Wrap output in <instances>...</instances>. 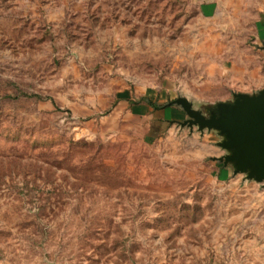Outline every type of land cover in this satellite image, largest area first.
I'll list each match as a JSON object with an SVG mask.
<instances>
[{
	"label": "rangeland",
	"instance_id": "obj_1",
	"mask_svg": "<svg viewBox=\"0 0 264 264\" xmlns=\"http://www.w3.org/2000/svg\"><path fill=\"white\" fill-rule=\"evenodd\" d=\"M257 1L0 0V264H264V185L140 100L262 88Z\"/></svg>",
	"mask_w": 264,
	"mask_h": 264
},
{
	"label": "water",
	"instance_id": "obj_2",
	"mask_svg": "<svg viewBox=\"0 0 264 264\" xmlns=\"http://www.w3.org/2000/svg\"><path fill=\"white\" fill-rule=\"evenodd\" d=\"M169 104H177L186 112L187 118L177 121L181 126L195 125L199 131L207 129L218 134L216 144L224 152L214 158L224 166L229 164L232 174L242 173L246 179L264 185V86L253 93L233 92V99L209 106L207 115L185 96L162 106Z\"/></svg>",
	"mask_w": 264,
	"mask_h": 264
},
{
	"label": "crops",
	"instance_id": "obj_3",
	"mask_svg": "<svg viewBox=\"0 0 264 264\" xmlns=\"http://www.w3.org/2000/svg\"><path fill=\"white\" fill-rule=\"evenodd\" d=\"M198 7V11L202 17L216 18L220 15L232 14L233 9L238 5V0H193ZM258 11L254 18V36L259 46L264 45V0H258ZM164 104V103H163ZM156 111L160 112L161 118L171 120L173 113L183 111L177 104H169L156 107ZM222 154V153H221ZM218 173L224 178L232 174V168L228 164L220 165Z\"/></svg>",
	"mask_w": 264,
	"mask_h": 264
},
{
	"label": "trees",
	"instance_id": "obj_4",
	"mask_svg": "<svg viewBox=\"0 0 264 264\" xmlns=\"http://www.w3.org/2000/svg\"><path fill=\"white\" fill-rule=\"evenodd\" d=\"M141 99H143V100H145L147 103H149L150 105H152L153 107H158L149 97H147V96H142L141 98H140V100Z\"/></svg>",
	"mask_w": 264,
	"mask_h": 264
},
{
	"label": "flooded vegetation",
	"instance_id": "obj_5",
	"mask_svg": "<svg viewBox=\"0 0 264 264\" xmlns=\"http://www.w3.org/2000/svg\"><path fill=\"white\" fill-rule=\"evenodd\" d=\"M183 110V109H182ZM205 114V113H204ZM206 115V114H205ZM184 118H187L186 116L185 117H183L181 120H183ZM177 120V119H176Z\"/></svg>",
	"mask_w": 264,
	"mask_h": 264
}]
</instances>
